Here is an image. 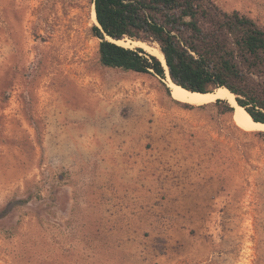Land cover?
Instances as JSON below:
<instances>
[{
  "label": "rangeland",
  "instance_id": "1",
  "mask_svg": "<svg viewBox=\"0 0 264 264\" xmlns=\"http://www.w3.org/2000/svg\"><path fill=\"white\" fill-rule=\"evenodd\" d=\"M93 8L0 0V264H264V137L102 66Z\"/></svg>",
  "mask_w": 264,
  "mask_h": 264
},
{
  "label": "trees",
  "instance_id": "2",
  "mask_svg": "<svg viewBox=\"0 0 264 264\" xmlns=\"http://www.w3.org/2000/svg\"><path fill=\"white\" fill-rule=\"evenodd\" d=\"M93 5L102 66L156 76L170 94L162 81L166 68L156 55L108 37L156 46L173 83L201 93L225 87L254 121L264 123V24L240 10H224L215 0H93ZM198 107H214L219 115L234 111L221 98ZM255 134L264 137L262 131Z\"/></svg>",
  "mask_w": 264,
  "mask_h": 264
},
{
  "label": "bare ground",
  "instance_id": "3",
  "mask_svg": "<svg viewBox=\"0 0 264 264\" xmlns=\"http://www.w3.org/2000/svg\"><path fill=\"white\" fill-rule=\"evenodd\" d=\"M92 16H93L92 19H94L93 21L96 24H98L96 17H95L94 8H93ZM108 39L115 41L116 43L121 44L126 47L142 46L147 51L156 55L161 60L162 64H164L163 54L156 47H152V46L147 45L146 43H143L140 41H134L130 39L113 40L109 37ZM165 73H166V77L164 81L169 87L170 96L174 100L182 102V103L199 106V105L210 103L216 100L217 98L225 99L234 107V111L232 113V119L236 126L248 132L264 131V123L254 121L251 118V116L245 111V109L236 103L234 94L231 93L227 88L219 87V88L214 89L211 92H206V93L194 92V91L187 90L173 83L172 80L169 78L167 71Z\"/></svg>",
  "mask_w": 264,
  "mask_h": 264
},
{
  "label": "water",
  "instance_id": "4",
  "mask_svg": "<svg viewBox=\"0 0 264 264\" xmlns=\"http://www.w3.org/2000/svg\"><path fill=\"white\" fill-rule=\"evenodd\" d=\"M99 28H101L100 27V25L99 24H96ZM108 37V36H107ZM113 42H115V41H113ZM140 47H142V46H140ZM144 48V47H143ZM145 49V48H144ZM164 57V56H163ZM164 68H166V71H167V73H168V68H167V65H166V63H165V60H164ZM168 76H169V73H168ZM169 78H170V76H169ZM164 81V80H163ZM165 82V81H164ZM237 103V102H236Z\"/></svg>",
  "mask_w": 264,
  "mask_h": 264
}]
</instances>
